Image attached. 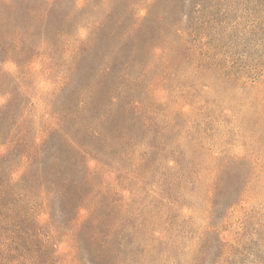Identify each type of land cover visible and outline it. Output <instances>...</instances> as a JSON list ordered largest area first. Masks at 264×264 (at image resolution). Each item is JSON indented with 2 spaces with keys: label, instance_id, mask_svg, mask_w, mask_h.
<instances>
[{
  "label": "rangeland",
  "instance_id": "obj_1",
  "mask_svg": "<svg viewBox=\"0 0 264 264\" xmlns=\"http://www.w3.org/2000/svg\"><path fill=\"white\" fill-rule=\"evenodd\" d=\"M0 264H264V0H0Z\"/></svg>",
  "mask_w": 264,
  "mask_h": 264
}]
</instances>
